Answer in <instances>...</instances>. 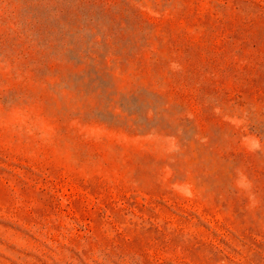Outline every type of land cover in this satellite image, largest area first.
Wrapping results in <instances>:
<instances>
[{
    "label": "rangeland",
    "instance_id": "rangeland-1",
    "mask_svg": "<svg viewBox=\"0 0 264 264\" xmlns=\"http://www.w3.org/2000/svg\"><path fill=\"white\" fill-rule=\"evenodd\" d=\"M0 264H264V0H0Z\"/></svg>",
    "mask_w": 264,
    "mask_h": 264
}]
</instances>
